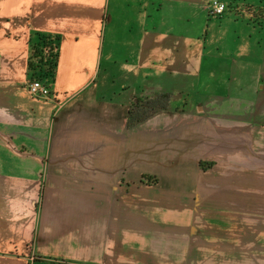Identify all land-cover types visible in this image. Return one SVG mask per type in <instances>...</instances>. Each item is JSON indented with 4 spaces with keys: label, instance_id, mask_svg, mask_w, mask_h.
<instances>
[{
    "label": "crops",
    "instance_id": "0c3cea01",
    "mask_svg": "<svg viewBox=\"0 0 264 264\" xmlns=\"http://www.w3.org/2000/svg\"><path fill=\"white\" fill-rule=\"evenodd\" d=\"M211 1L0 0V264H264V0Z\"/></svg>",
    "mask_w": 264,
    "mask_h": 264
},
{
    "label": "trees",
    "instance_id": "16d2710c",
    "mask_svg": "<svg viewBox=\"0 0 264 264\" xmlns=\"http://www.w3.org/2000/svg\"><path fill=\"white\" fill-rule=\"evenodd\" d=\"M59 40L46 35H39L31 43V56L29 60V82L37 78L45 83H53L58 67ZM48 50L49 57L44 56ZM137 106L130 110L129 124L135 126L140 124L160 110L167 108V102L161 96H157L154 101H145L142 98L136 100ZM157 179H147L149 185H156Z\"/></svg>",
    "mask_w": 264,
    "mask_h": 264
},
{
    "label": "built area",
    "instance_id": "2783aa9c",
    "mask_svg": "<svg viewBox=\"0 0 264 264\" xmlns=\"http://www.w3.org/2000/svg\"><path fill=\"white\" fill-rule=\"evenodd\" d=\"M234 8L235 5H228L219 0H212L207 5L209 16L217 19L224 17ZM46 53H48V50H46ZM27 90L35 98L54 99L55 97L52 92V85L37 78L33 79L31 82H28Z\"/></svg>",
    "mask_w": 264,
    "mask_h": 264
},
{
    "label": "rangeland",
    "instance_id": "374dc122",
    "mask_svg": "<svg viewBox=\"0 0 264 264\" xmlns=\"http://www.w3.org/2000/svg\"><path fill=\"white\" fill-rule=\"evenodd\" d=\"M239 4H242V3H239ZM211 18V20L212 19H214L213 17H210ZM215 19H217V18H215ZM44 56L46 57V58H48L49 57V54L48 53H46V52H44ZM164 101H166V102H168V98H164ZM130 125V124H129ZM138 125V124H137ZM137 125H135V126H137ZM131 126V125H130ZM135 126H131V128L132 127H135ZM143 167H145V168H147L148 167V165L147 164H141V167H139V170H142V168ZM151 178H155L154 176H149V175H144L143 174V176H142V179H141V182L142 183H144V184H146L147 183V179H151ZM155 179H157V178H155ZM148 184V183H147Z\"/></svg>",
    "mask_w": 264,
    "mask_h": 264
}]
</instances>
